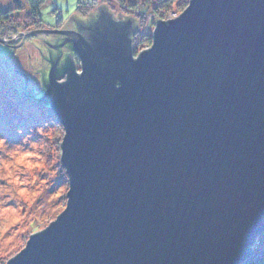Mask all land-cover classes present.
I'll use <instances>...</instances> for the list:
<instances>
[{
    "label": "water",
    "instance_id": "obj_1",
    "mask_svg": "<svg viewBox=\"0 0 264 264\" xmlns=\"http://www.w3.org/2000/svg\"><path fill=\"white\" fill-rule=\"evenodd\" d=\"M139 20L102 2L60 30L18 32L38 37L28 66L41 96L10 69L56 111L69 188L6 264H242L264 232V0H189L154 19L134 57ZM89 22L92 46L71 31ZM54 34L87 55L82 74L48 86Z\"/></svg>",
    "mask_w": 264,
    "mask_h": 264
},
{
    "label": "rangeland",
    "instance_id": "obj_2",
    "mask_svg": "<svg viewBox=\"0 0 264 264\" xmlns=\"http://www.w3.org/2000/svg\"><path fill=\"white\" fill-rule=\"evenodd\" d=\"M161 1L85 0L83 10L77 0H42L31 6V11L30 0H0V10L13 15L9 21L0 22V264L19 253L30 234L57 218L66 207L69 188L61 163L64 129L53 108L21 92L17 84L24 82V76L13 73L16 70L27 78L33 76L39 80L35 83V89H41L38 96L44 92L41 72L34 73L28 66V55L33 63L36 54L30 41L38 37H23L18 32L60 30L75 10L84 15L86 8L108 2L109 9L118 8L140 19L138 30L132 34L138 52L153 34L155 18L177 17L189 4V0H170L166 8L160 6Z\"/></svg>",
    "mask_w": 264,
    "mask_h": 264
},
{
    "label": "flooded vegetation",
    "instance_id": "obj_3",
    "mask_svg": "<svg viewBox=\"0 0 264 264\" xmlns=\"http://www.w3.org/2000/svg\"><path fill=\"white\" fill-rule=\"evenodd\" d=\"M96 23V22H95ZM87 23H77L76 24V29L74 30H71V31H78V33L80 35L83 36L84 39H86L92 46V40H93V36H94V33L97 31V29L95 28H92V24L90 25L87 24ZM94 25V24H93ZM53 34V33H51ZM58 36V37H57ZM55 35L54 34V37L56 38V41H55V45H54V49H56L57 51V54H53V56H50L49 58V64H50V69H49V78L51 77L52 79H54L56 82H58V80H63L65 79V82L68 81V78L70 74H65L63 77L61 78H58L56 79V76L55 74H57L55 71L56 70H53L51 67V61H53L54 59H59V67L60 66H64L66 65L67 63L69 62H74L75 63V60L74 58H80V56L78 55V53L80 52V50H82V52H84L86 55H87V52L85 50V47L82 45V43L79 41V39L75 36H72V35H68V34H60V35ZM131 35L127 33L126 35V39L127 40H130V48H131V51L134 50V53L136 52V48L135 46H133L132 44V39H131ZM94 46V45H93ZM64 49L67 50V52H63ZM139 52V51H138ZM137 53V52H136ZM88 59V58H87ZM81 61V59H80ZM82 65V63H81ZM58 67V66H57ZM75 74H82V69L81 67H78L75 63ZM80 68V69H79ZM48 86H49V83H48Z\"/></svg>",
    "mask_w": 264,
    "mask_h": 264
},
{
    "label": "trees",
    "instance_id": "obj_4",
    "mask_svg": "<svg viewBox=\"0 0 264 264\" xmlns=\"http://www.w3.org/2000/svg\"><path fill=\"white\" fill-rule=\"evenodd\" d=\"M30 2H31L30 7L31 6L33 7V6H36L37 2H39V3L42 2V0H30ZM84 2H85V0H77L78 5L80 6L79 9H81V5H82V8L84 10V6L86 5ZM169 3H170V0H163V1H161V3H160L161 5L160 6H165L166 5V8H168ZM92 4L93 3L89 4L88 7L91 6ZM32 7H31V11H32ZM84 12L86 13V11H84ZM31 14H33V12ZM12 16L13 15H12V13L10 11H2V10H0V22L1 21H9L12 18ZM151 42H152V35L149 38V41L146 43V45L147 46L151 45ZM133 53H134V50H133ZM77 60H80V58L77 59ZM59 64H60L59 63V59H54L53 61H51V65H52L51 68L53 70H56L55 72L57 73V74H55L56 79L63 77L65 74H70L75 69L74 68L75 67V63L74 62H69L66 65H64L63 67L62 66L59 67ZM49 81H50V78L48 77L47 83H49ZM38 101L43 103L44 98L39 99ZM43 104H45V103H43ZM46 105H47V103L45 104V106ZM54 112H55V115H56L57 119H59L55 110H54ZM242 264H264V232L261 233L258 236V238L256 239L255 244L251 248L250 257L248 259H246Z\"/></svg>",
    "mask_w": 264,
    "mask_h": 264
},
{
    "label": "built area",
    "instance_id": "obj_5",
    "mask_svg": "<svg viewBox=\"0 0 264 264\" xmlns=\"http://www.w3.org/2000/svg\"><path fill=\"white\" fill-rule=\"evenodd\" d=\"M173 18H175V16H174V17H169V18H164L163 21H166V20H168V19L170 20V19H173ZM155 26H156V24H155ZM149 47H150V45H148V46L145 45V46H144V48H149ZM139 52H140V51H139ZM139 52L134 53V57H137V55L139 54Z\"/></svg>",
    "mask_w": 264,
    "mask_h": 264
}]
</instances>
